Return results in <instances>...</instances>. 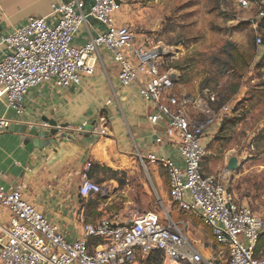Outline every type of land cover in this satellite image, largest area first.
Returning <instances> with one entry per match:
<instances>
[{
  "label": "built area",
  "instance_id": "2783aa9c",
  "mask_svg": "<svg viewBox=\"0 0 264 264\" xmlns=\"http://www.w3.org/2000/svg\"><path fill=\"white\" fill-rule=\"evenodd\" d=\"M248 7L247 0H239ZM85 0H70L53 6L60 21L50 25L46 17H31L24 25L0 41V86L5 89L7 109L25 112L26 93L45 82L57 87L79 84L81 75H93L104 48L118 65L122 87L138 86L140 96L155 112L149 120L165 122L156 144H174L183 159L150 153L140 161L166 170L169 193L174 203L207 226L216 243L225 251L217 257L206 256L191 239L186 227L171 218L164 221L152 210H131L124 223L104 217L84 223L82 235L68 241L52 223L23 195V186L0 184V208L8 213L0 225V262L2 264H145L157 252L161 264H264L257 253L264 220L253 208L239 202L218 175L206 174V132L223 116L232 112L230 103L221 104L218 95L204 91L197 95L180 94L179 74L166 63L167 50L134 24H121L115 14L117 0H92L85 11ZM92 17L103 25L83 46L72 41L80 27ZM264 18V1L258 12ZM262 43V38H257ZM11 120L0 118V134ZM87 123L78 127L83 130ZM107 134L106 128L91 130ZM110 184L97 182L86 174L78 193L107 196Z\"/></svg>",
  "mask_w": 264,
  "mask_h": 264
},
{
  "label": "crops",
  "instance_id": "0c3cea01",
  "mask_svg": "<svg viewBox=\"0 0 264 264\" xmlns=\"http://www.w3.org/2000/svg\"><path fill=\"white\" fill-rule=\"evenodd\" d=\"M68 1L0 0V41L31 17H46L50 25H56L60 14L53 13V6ZM91 2L85 0L86 12ZM124 5L125 0H120V9L125 12ZM120 9L115 14L116 20L135 25L136 17L121 14ZM102 28V24L88 17L72 44L85 45L90 36ZM99 51L101 59L93 75H81L79 84L72 83L63 88L45 82L30 89L25 95V112L22 114L7 109L6 92L0 86V118L11 120L9 127L0 134V184L5 187L22 185L24 198L56 224L68 241L80 238L84 223H96L104 217L124 223L131 210H138L131 197L129 200L124 198L136 188L143 194L150 192L136 163L140 155L146 157L155 153L175 159L179 166L184 164L174 144L155 143L166 123L155 125L149 120L154 108L140 96L136 84L126 88L121 86L118 65L104 48ZM177 91L188 94L183 89ZM48 121H56L58 126H51ZM84 123L87 125L79 131L78 127ZM63 124L68 127L61 128ZM24 126L26 132L23 134ZM89 127H93L92 130L106 128L107 134L93 133ZM32 129L49 135L44 147L25 143L24 137ZM51 129L57 133L51 135ZM64 131H68L67 136H61ZM207 133L208 145L210 137ZM115 155L125 164L131 162L129 174L138 181L139 187L133 181L123 189H112L107 196L81 197L78 189L85 174L97 182L109 184L104 171L113 166ZM152 166L156 170L162 168ZM162 170L163 175L155 172L153 179L164 194V181L167 191L169 183L166 170ZM7 220L8 213L0 208V225H5ZM258 254L264 255V252L258 251Z\"/></svg>",
  "mask_w": 264,
  "mask_h": 264
},
{
  "label": "rangeland",
  "instance_id": "374dc122",
  "mask_svg": "<svg viewBox=\"0 0 264 264\" xmlns=\"http://www.w3.org/2000/svg\"><path fill=\"white\" fill-rule=\"evenodd\" d=\"M247 1L248 7L239 0H125L127 11L120 13L135 16L142 34L167 50V66L179 74L176 90L192 95L211 91L221 104L232 105V112L207 130L210 142L203 168L218 175L239 202L264 220V20L258 17L264 0ZM232 156L239 158L234 171L228 168ZM137 160L150 192L136 188L124 199L131 197L138 210L155 211L164 221L171 218L186 227L206 256L224 255L207 226L173 202L165 181L161 193L153 174L162 176V168ZM112 162L104 174L113 190L133 181L139 187L129 174L130 161L125 164L115 155ZM258 251L264 252V244ZM146 264H161L160 255L151 254Z\"/></svg>",
  "mask_w": 264,
  "mask_h": 264
},
{
  "label": "water",
  "instance_id": "95a60500",
  "mask_svg": "<svg viewBox=\"0 0 264 264\" xmlns=\"http://www.w3.org/2000/svg\"><path fill=\"white\" fill-rule=\"evenodd\" d=\"M118 3H120V0H117ZM50 122L51 126H58L56 121H48ZM61 128H67L68 124L60 125ZM26 126H24V129L21 130L24 134L26 132ZM93 127H89V131L92 130ZM57 130L51 129V135L56 134ZM68 131H64L61 136H67ZM25 136V135H24ZM49 135L45 133H40L37 129H32L29 131L27 136L24 137V141L26 144L30 146H36L38 148L44 147L46 145V141L48 139ZM239 167V158L237 156L230 157L228 161V168L231 171L236 170Z\"/></svg>",
  "mask_w": 264,
  "mask_h": 264
},
{
  "label": "trees",
  "instance_id": "16d2710c",
  "mask_svg": "<svg viewBox=\"0 0 264 264\" xmlns=\"http://www.w3.org/2000/svg\"><path fill=\"white\" fill-rule=\"evenodd\" d=\"M261 20H264V18H261ZM263 244H264V232L261 233L258 248L260 247V245H263ZM258 248H257V253H258Z\"/></svg>",
  "mask_w": 264,
  "mask_h": 264
}]
</instances>
